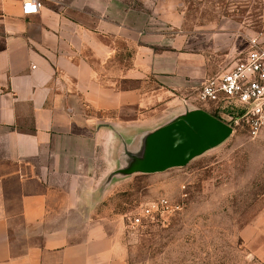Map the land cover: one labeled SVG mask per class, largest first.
Wrapping results in <instances>:
<instances>
[{
  "label": "crops",
  "instance_id": "crops-1",
  "mask_svg": "<svg viewBox=\"0 0 264 264\" xmlns=\"http://www.w3.org/2000/svg\"><path fill=\"white\" fill-rule=\"evenodd\" d=\"M23 1L0 0V264H128L102 204L173 105L172 65L138 52L125 70L123 6Z\"/></svg>",
  "mask_w": 264,
  "mask_h": 264
},
{
  "label": "rangeland",
  "instance_id": "rangeland-1",
  "mask_svg": "<svg viewBox=\"0 0 264 264\" xmlns=\"http://www.w3.org/2000/svg\"><path fill=\"white\" fill-rule=\"evenodd\" d=\"M65 1L94 16L124 7L133 31L119 41L126 71L138 52L142 63L152 57L172 65L173 105L149 114L164 121L155 129L198 110L231 129L182 165L158 159L151 172L125 171L114 180L102 212L120 232L128 264H264V131L235 127L230 113L196 99L208 77L243 57L248 39L264 42V0ZM168 112L177 114L164 118ZM160 199L172 210L133 229L129 218Z\"/></svg>",
  "mask_w": 264,
  "mask_h": 264
},
{
  "label": "built area",
  "instance_id": "built-area-1",
  "mask_svg": "<svg viewBox=\"0 0 264 264\" xmlns=\"http://www.w3.org/2000/svg\"><path fill=\"white\" fill-rule=\"evenodd\" d=\"M42 6V0H24L22 14L37 15ZM196 99L230 113L235 127H242L253 135L264 131V42L248 39L243 57L229 69L208 77ZM171 210L167 200L153 201L129 218L130 226L142 228Z\"/></svg>",
  "mask_w": 264,
  "mask_h": 264
},
{
  "label": "water",
  "instance_id": "water-1",
  "mask_svg": "<svg viewBox=\"0 0 264 264\" xmlns=\"http://www.w3.org/2000/svg\"><path fill=\"white\" fill-rule=\"evenodd\" d=\"M162 128L141 134L134 148L126 146L123 164L111 178L125 171L151 172L158 167V159L182 165L220 144L231 133L229 127L199 110L187 112Z\"/></svg>",
  "mask_w": 264,
  "mask_h": 264
}]
</instances>
